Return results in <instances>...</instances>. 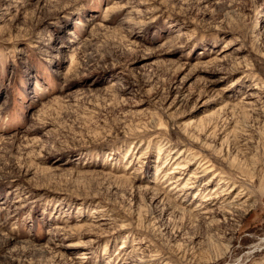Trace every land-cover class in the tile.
Wrapping results in <instances>:
<instances>
[{
	"label": "rangeland",
	"instance_id": "rangeland-1",
	"mask_svg": "<svg viewBox=\"0 0 264 264\" xmlns=\"http://www.w3.org/2000/svg\"><path fill=\"white\" fill-rule=\"evenodd\" d=\"M0 264H264V0H0Z\"/></svg>",
	"mask_w": 264,
	"mask_h": 264
},
{
	"label": "bare ground",
	"instance_id": "bare-ground-1",
	"mask_svg": "<svg viewBox=\"0 0 264 264\" xmlns=\"http://www.w3.org/2000/svg\"><path fill=\"white\" fill-rule=\"evenodd\" d=\"M236 186H234L233 188H235Z\"/></svg>",
	"mask_w": 264,
	"mask_h": 264
}]
</instances>
